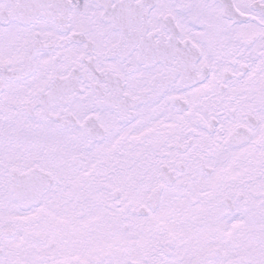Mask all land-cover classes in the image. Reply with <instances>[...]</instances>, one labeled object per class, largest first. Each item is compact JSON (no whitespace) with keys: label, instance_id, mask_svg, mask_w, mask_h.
Masks as SVG:
<instances>
[{"label":"snow or ice","instance_id":"obj_1","mask_svg":"<svg viewBox=\"0 0 264 264\" xmlns=\"http://www.w3.org/2000/svg\"><path fill=\"white\" fill-rule=\"evenodd\" d=\"M0 264H264V0H0Z\"/></svg>","mask_w":264,"mask_h":264}]
</instances>
